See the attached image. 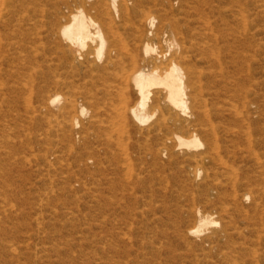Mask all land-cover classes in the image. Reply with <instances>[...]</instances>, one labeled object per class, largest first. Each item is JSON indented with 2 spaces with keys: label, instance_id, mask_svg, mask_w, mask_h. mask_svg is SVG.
<instances>
[{
  "label": "rangeland",
  "instance_id": "1",
  "mask_svg": "<svg viewBox=\"0 0 264 264\" xmlns=\"http://www.w3.org/2000/svg\"><path fill=\"white\" fill-rule=\"evenodd\" d=\"M131 3L157 11L156 26L165 17L183 28L190 65L200 72L206 120L238 129L249 115L260 164L254 157L247 164L233 161L240 181L248 178L255 185L248 192L264 189V0H170L171 7L165 0ZM178 36L164 28L148 40L164 48L165 39L182 42ZM46 45V50L52 46ZM0 56V264H264V196L255 206L244 200L242 187L205 191L184 181L177 168L159 170L133 155L130 163L113 161L101 150L100 124L87 133L80 130L85 122L61 133L54 117L47 125L37 109L41 91L69 96L66 87L76 77L67 67L51 65L47 71L40 60L36 67L35 61L9 64L10 58ZM58 77L66 84L55 88L51 82ZM75 84L73 98L97 100L102 118L104 84L88 77ZM232 192L240 196L237 205ZM198 211L216 221L205 231L213 239L187 234ZM223 224L226 233L216 235Z\"/></svg>",
  "mask_w": 264,
  "mask_h": 264
},
{
  "label": "bare ground",
  "instance_id": "2",
  "mask_svg": "<svg viewBox=\"0 0 264 264\" xmlns=\"http://www.w3.org/2000/svg\"><path fill=\"white\" fill-rule=\"evenodd\" d=\"M129 1L0 0V55H5L3 59L6 60L10 58L9 64L35 61L37 67L36 62L40 60L44 62L42 64H48L47 71L51 65L64 66L69 69L66 72L72 79H99L104 84L102 118L97 100L85 101L80 94L73 98L72 94L78 89L75 79H68V97L61 98L60 94L50 93L49 89L41 91L37 109L47 125L54 117V128L61 133L66 128L69 132L75 130L84 122L87 128L82 125L80 130L87 133L88 129L100 124L101 150L113 161L127 160L130 163L133 155L136 159L150 160L154 166L158 165L159 170L177 168L184 181L200 185L205 191L227 185L235 190L241 187L254 189V183L248 178L240 181V170L233 161L240 159L247 164L250 157H254L252 161L260 164L253 149L256 138L249 124V115L242 118V122L248 124L244 123L238 129L229 126L221 129L206 120L209 111L202 109L201 105L200 72L196 65H190L193 56L186 46L183 28L177 20L167 21L165 17L161 18V25L156 26L153 12L157 11L136 3L129 4ZM165 1L168 5L170 0ZM48 5L52 11L46 7ZM164 28L179 35L182 42L165 39L164 48L149 43V35L158 38ZM46 41L52 45L49 50H46ZM201 48H197L200 55ZM47 52L51 55L48 56ZM32 67L28 65L27 68L31 70ZM15 71L10 70L11 73ZM59 79L52 80L53 87L66 84ZM21 89L26 91L28 86ZM84 95L91 94L85 92ZM85 102L90 104V109ZM240 145L246 150H241ZM225 159L232 162L229 164ZM257 189L259 187L251 193L242 192L244 200L251 199L255 206H258L259 196H264V189ZM254 192L258 193L257 197L251 195ZM230 197L232 204L239 203L238 194ZM194 219L196 226L188 229L187 234H203L205 238L213 239L209 237V229L216 225V221L199 211ZM207 230L209 232L205 233ZM226 230L227 224H223V229L216 235L224 236Z\"/></svg>",
  "mask_w": 264,
  "mask_h": 264
}]
</instances>
